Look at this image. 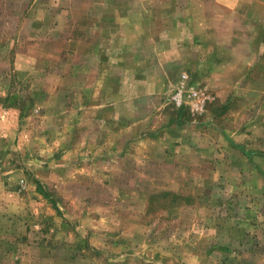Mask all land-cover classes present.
I'll return each mask as SVG.
<instances>
[{
    "label": "rangeland",
    "instance_id": "obj_1",
    "mask_svg": "<svg viewBox=\"0 0 264 264\" xmlns=\"http://www.w3.org/2000/svg\"><path fill=\"white\" fill-rule=\"evenodd\" d=\"M244 3L0 0V264H264Z\"/></svg>",
    "mask_w": 264,
    "mask_h": 264
},
{
    "label": "crops",
    "instance_id": "obj_2",
    "mask_svg": "<svg viewBox=\"0 0 264 264\" xmlns=\"http://www.w3.org/2000/svg\"><path fill=\"white\" fill-rule=\"evenodd\" d=\"M263 1L264 0H245V3L242 5V9L245 8V15H255L253 12V10H255L256 14L258 13V16H260V8L263 7L262 5H264Z\"/></svg>",
    "mask_w": 264,
    "mask_h": 264
},
{
    "label": "built area",
    "instance_id": "obj_3",
    "mask_svg": "<svg viewBox=\"0 0 264 264\" xmlns=\"http://www.w3.org/2000/svg\"><path fill=\"white\" fill-rule=\"evenodd\" d=\"M181 96H182V93L181 92H178L177 94L174 95L173 99L177 102V103H180V100H181ZM190 96H193L194 98L197 97V93L195 92H191L190 93ZM193 107L195 108V110H198L200 107H201V104L199 102H195L193 104Z\"/></svg>",
    "mask_w": 264,
    "mask_h": 264
}]
</instances>
